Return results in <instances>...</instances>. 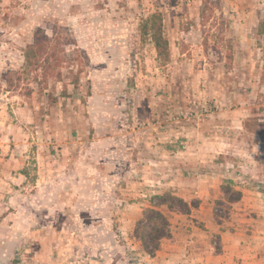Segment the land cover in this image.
<instances>
[{
    "label": "rangeland",
    "instance_id": "374dc122",
    "mask_svg": "<svg viewBox=\"0 0 264 264\" xmlns=\"http://www.w3.org/2000/svg\"><path fill=\"white\" fill-rule=\"evenodd\" d=\"M263 135L264 0H0V264L139 258L127 206L185 168L222 170L218 223L242 212L226 184L264 207V183L226 174Z\"/></svg>",
    "mask_w": 264,
    "mask_h": 264
},
{
    "label": "crops",
    "instance_id": "0c3cea01",
    "mask_svg": "<svg viewBox=\"0 0 264 264\" xmlns=\"http://www.w3.org/2000/svg\"><path fill=\"white\" fill-rule=\"evenodd\" d=\"M260 139L262 138L260 137ZM263 139L257 145L260 148L258 150L260 152L263 151V153H260L255 159L254 163L256 164L251 166L250 162L241 158L237 162L241 168L238 174L233 173L232 169L228 168L226 170V174L228 173V176H230L229 179L234 180L236 178L248 183L257 181L263 186ZM221 172L222 170L218 171L215 169L197 173L185 168L180 172L182 179L176 177L164 178L163 176L152 177L154 179V189L146 190L140 196L142 200L127 206L132 212L128 214L130 218L128 224L123 222V226H130V223L135 225L140 219L142 212L152 208L154 202L152 201V196L169 193L188 202V200L192 199V194H186L184 186H188L189 189L185 190L191 191L199 199L197 207L192 209L188 215L176 212L167 213L164 207H160L159 210L161 212L168 214L170 236L161 240L159 248L154 255H148L140 242L132 238L134 240L132 249L136 248V254L133 255L139 258H127L124 261L118 259L115 263H108L106 262L107 258H104L103 264H141V261L144 264H264V244H258V241H264V218L261 221L263 225L260 227L262 228L260 233L263 236L257 234L259 226H257V230H253L252 227L256 225L250 222L244 224V221H250V212H253L254 209H264L261 202L250 199L249 194L254 195L255 192L262 194L263 191H260L258 187L246 190L238 189L241 193V199L232 204V209L242 211L238 215L239 218H234L230 223L229 220L223 222V224L218 223L212 214L211 206L214 200L217 199V181L220 179L218 176L221 175ZM157 173L160 174L159 172ZM152 178H148V181L153 182ZM137 184L141 185L139 182L134 185ZM252 191L254 192L251 193ZM261 212L263 211L261 210ZM193 213H195V216ZM82 221L80 219V222ZM250 227L251 229H249ZM80 236L81 238L86 237L83 232L80 233ZM115 244L118 248L115 247ZM217 247H219L218 250H216ZM112 249L114 253L119 255L122 247L114 242L112 243ZM93 262L96 261L93 260Z\"/></svg>",
    "mask_w": 264,
    "mask_h": 264
},
{
    "label": "trees",
    "instance_id": "16d2710c",
    "mask_svg": "<svg viewBox=\"0 0 264 264\" xmlns=\"http://www.w3.org/2000/svg\"><path fill=\"white\" fill-rule=\"evenodd\" d=\"M152 40L155 44V49L158 58L167 56L168 46L163 39L159 27L152 28ZM43 49L39 42L34 45H28L25 51V60L28 64L38 66V60L41 58ZM222 194L228 198L230 204H234L241 199V193L234 191L228 184L221 186ZM233 195V197H231ZM152 208H148L142 212L138 222L134 226L133 238L140 242L144 251L152 256L158 250L162 239L170 236L168 214H164L159 210L164 207L167 213L176 212L182 215L190 213V207L196 208L197 204L192 206L182 198L173 194L165 193L160 196L152 197ZM218 202H216L217 204Z\"/></svg>",
    "mask_w": 264,
    "mask_h": 264
}]
</instances>
